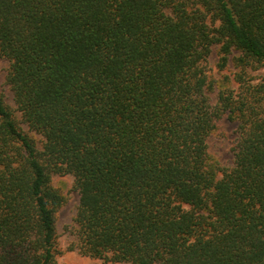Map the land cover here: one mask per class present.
<instances>
[{
    "label": "trees",
    "instance_id": "1",
    "mask_svg": "<svg viewBox=\"0 0 264 264\" xmlns=\"http://www.w3.org/2000/svg\"><path fill=\"white\" fill-rule=\"evenodd\" d=\"M215 46L233 85L205 68ZM0 55L43 138L0 91V264H58V172L79 193L82 254L264 264V0H0ZM224 116L228 169L207 149Z\"/></svg>",
    "mask_w": 264,
    "mask_h": 264
},
{
    "label": "rangeland",
    "instance_id": "2",
    "mask_svg": "<svg viewBox=\"0 0 264 264\" xmlns=\"http://www.w3.org/2000/svg\"><path fill=\"white\" fill-rule=\"evenodd\" d=\"M234 54L238 55L237 53ZM218 57V47L215 46L204 62L208 74L212 78H215L216 88H224L227 85H233L232 79L234 78L237 68L234 67L232 63L227 64L224 68H219L217 65ZM8 67V60L0 55V91L4 96L6 104L14 112L18 120L21 121V114L14 101L12 90L5 79ZM249 75H251L255 80H258L260 71L250 70ZM215 98L216 93L211 92V101L214 102ZM20 125L30 134L35 135L38 147L40 148L43 143L42 136L32 130H29L26 123L21 121ZM238 136V120L233 117L224 116L219 121L216 129H214L207 138V149L213 157V161L216 162L222 169H228L233 164L232 146ZM51 184L62 196V204L56 212L58 248L56 260L58 264H127L121 261H112L104 258L92 257L82 254L77 249V225L74 218L79 202V193L74 184V177L71 173H54L51 177ZM71 246L75 247L71 248Z\"/></svg>",
    "mask_w": 264,
    "mask_h": 264
}]
</instances>
